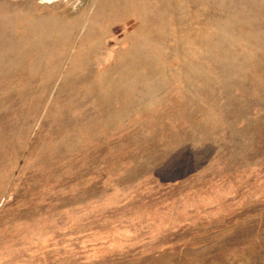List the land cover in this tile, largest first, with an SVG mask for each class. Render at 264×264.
<instances>
[{"label":"rangeland","instance_id":"374dc122","mask_svg":"<svg viewBox=\"0 0 264 264\" xmlns=\"http://www.w3.org/2000/svg\"><path fill=\"white\" fill-rule=\"evenodd\" d=\"M0 264H264V0H0Z\"/></svg>","mask_w":264,"mask_h":264}]
</instances>
